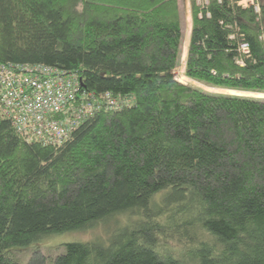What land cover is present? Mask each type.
<instances>
[{
  "label": "trees",
  "instance_id": "obj_1",
  "mask_svg": "<svg viewBox=\"0 0 264 264\" xmlns=\"http://www.w3.org/2000/svg\"><path fill=\"white\" fill-rule=\"evenodd\" d=\"M260 7L190 0L186 75L264 93ZM183 22L180 0H0V63L56 66L82 90L131 102L57 147L25 138L0 111V264L126 212L107 240L35 251L27 264H264V98L174 77ZM170 232L186 239L178 254Z\"/></svg>",
  "mask_w": 264,
  "mask_h": 264
},
{
  "label": "built area",
  "instance_id": "obj_2",
  "mask_svg": "<svg viewBox=\"0 0 264 264\" xmlns=\"http://www.w3.org/2000/svg\"><path fill=\"white\" fill-rule=\"evenodd\" d=\"M237 4L261 12L260 0H237ZM240 47L248 53L247 43ZM130 103L128 97L112 91L82 90L77 74L56 66L0 63L1 114L22 136L44 145L57 147L97 112L120 110Z\"/></svg>",
  "mask_w": 264,
  "mask_h": 264
},
{
  "label": "rangeland",
  "instance_id": "obj_3",
  "mask_svg": "<svg viewBox=\"0 0 264 264\" xmlns=\"http://www.w3.org/2000/svg\"><path fill=\"white\" fill-rule=\"evenodd\" d=\"M260 2H264V0H260ZM180 7L183 10V32H184V40H183V48H182V57L178 67L174 71V77H177L179 81L184 84H192L195 87H200L207 92H212L216 94H237V95H245L251 97H259L264 98V93L261 92H249V91H237L233 89H226L223 87H214L207 86L199 81H194L189 76L186 75V60H187V52L189 47V39L191 36V10H190V0H180ZM133 214V213H132ZM130 215L128 212L119 213L114 217L105 220L104 222H98L93 227L82 229L81 231H71L67 233H60L51 235L48 238L43 240H39V242H33L28 244L25 247H17L12 251L13 256L18 259L22 264H27L29 257L35 251H43L47 256L52 257L58 253H60L63 249V245L72 242H83V241H93L94 239H101L103 241L107 240L110 233L113 232L118 226L125 224L128 220H130ZM169 239L167 242H164L171 251L178 254L181 250H183V245L186 241L183 235L181 236L177 232H170ZM178 236H175L177 235ZM165 245V246H166Z\"/></svg>",
  "mask_w": 264,
  "mask_h": 264
}]
</instances>
